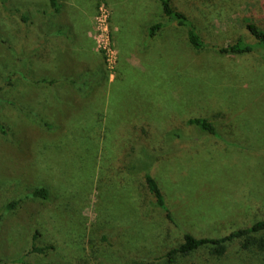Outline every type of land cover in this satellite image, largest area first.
Here are the masks:
<instances>
[{
	"label": "rangeland",
	"instance_id": "374dc122",
	"mask_svg": "<svg viewBox=\"0 0 264 264\" xmlns=\"http://www.w3.org/2000/svg\"><path fill=\"white\" fill-rule=\"evenodd\" d=\"M59 2L54 13L48 0H8L9 14L0 0V264H168L186 234L221 238L264 219V49L197 51L174 27L151 40L148 27L166 21L158 0ZM174 3L216 46L252 41L247 21L264 30V0ZM84 80H97L88 93L73 84ZM42 187L48 200L4 214ZM174 264L264 255L234 241L222 257L206 246Z\"/></svg>",
	"mask_w": 264,
	"mask_h": 264
},
{
	"label": "trees",
	"instance_id": "16d2710c",
	"mask_svg": "<svg viewBox=\"0 0 264 264\" xmlns=\"http://www.w3.org/2000/svg\"><path fill=\"white\" fill-rule=\"evenodd\" d=\"M158 1L160 2L162 14L166 21H159L148 27L147 36L151 40L158 36L166 28L174 27L177 30L183 31L188 44L197 51L213 47L223 55H247L254 53L259 48L264 49V30L251 21H247L246 30L252 37V41H248L244 37H240L236 42L224 47H220L209 43L203 37L192 15L175 5L174 0ZM7 2L8 0H2L5 12L10 14V12H13V10L8 8ZM48 2L50 8L54 13L60 12L62 6L59 0H48ZM22 20L26 22L28 21V18L22 17ZM62 33L63 32H59L58 34L52 33L51 36L60 38L63 36ZM45 82L46 81L44 79L36 81V83L38 84ZM96 83L97 80H94V83L92 82V84H89L88 80H84L74 82L73 84L77 85L79 88H82L83 91L86 90L85 92L88 93L91 90L92 86ZM186 122L189 126L199 128V130L205 134H209L214 137H220L217 127L207 118L190 117ZM0 128L4 132L3 126L0 125ZM174 136L176 138H180L181 134L174 131L170 132L169 137L173 139ZM151 164L152 162L150 163V165ZM149 167L147 164L143 166V168L146 170H148ZM144 178L148 191L155 200V206L163 210L166 213L167 219L173 223L174 219L166 204V198L159 182L148 171L145 173ZM27 199L48 200L49 191L48 189L43 187L28 190L26 195L21 199L9 203L5 208L4 214L12 212L20 203ZM34 240H36V237H34ZM234 241H239L240 246L244 251L264 255V219L255 222L251 226L236 229L229 235L221 238H197L191 234H186L184 236L183 242L180 245L171 248L163 256V259H166L168 264H174L179 256L190 255L193 252L206 246L212 247L213 255H215L216 257H222L226 254L227 245ZM49 249H52V247H43L37 244H33L30 252L43 254Z\"/></svg>",
	"mask_w": 264,
	"mask_h": 264
}]
</instances>
